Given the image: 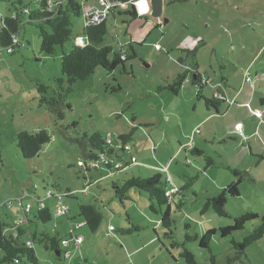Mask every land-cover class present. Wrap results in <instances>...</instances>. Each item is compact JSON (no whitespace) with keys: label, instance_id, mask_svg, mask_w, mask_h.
<instances>
[{"label":"rangeland","instance_id":"1","mask_svg":"<svg viewBox=\"0 0 264 264\" xmlns=\"http://www.w3.org/2000/svg\"><path fill=\"white\" fill-rule=\"evenodd\" d=\"M43 1L0 0V18H11L21 6L37 11ZM46 1L54 9L78 6L73 37L64 47L52 56L43 54L38 22L27 17L18 35L20 46L14 51L0 46V218L18 224L26 220L23 207L30 205V232L59 235L70 258L59 261L55 252L37 244L42 264H188L186 251L197 264H264V236L244 254L234 246L264 223V115L261 119L254 113L256 108L264 113V73L256 77L258 65L253 64L264 34L251 37L257 24H264V8L258 11L264 0H166L161 1L160 19L142 10L148 0H129L108 17L106 41L100 46L112 47L110 60L124 57L125 51L129 60L112 73L99 68L64 93L57 83L64 78L63 54L85 40L84 8L98 6V0ZM248 71L252 83H246ZM196 72L209 83L195 86ZM182 74L190 82L174 95L168 87ZM39 85L49 88L46 96ZM239 92L238 105L220 102V115L207 103L217 94ZM59 94L63 101L54 110L44 97ZM236 123L244 126L237 133ZM40 130L48 132L51 142L37 157L25 159L18 133ZM131 132V151L126 152L118 138ZM95 133L113 140L115 153L105 157L109 168L87 157L97 152L84 136ZM194 148L204 154L198 156ZM208 160L213 161L210 168ZM234 171L241 173L239 196L229 197L227 216L220 217L206 205L237 181ZM156 175L163 184L170 178L168 189H177L169 204L160 205L137 188L124 189L133 178ZM58 195L65 196L62 205ZM87 204L96 206L104 220L96 232L86 224L75 230L83 238L75 250L69 231L85 223L79 208ZM41 207L51 211V222L36 220ZM62 207L68 208L67 216ZM168 207L172 223L165 227ZM248 214L258 219L221 236L220 229ZM135 228L138 232L125 233ZM211 230L216 235L202 248L201 239Z\"/></svg>","mask_w":264,"mask_h":264},{"label":"trees","instance_id":"2","mask_svg":"<svg viewBox=\"0 0 264 264\" xmlns=\"http://www.w3.org/2000/svg\"><path fill=\"white\" fill-rule=\"evenodd\" d=\"M122 1L128 2V0ZM48 2L49 1L44 0L41 3V9L34 12L24 6L20 8L16 7L13 16L3 21V27L0 29V46L12 51L20 46V40L17 46H14V39H19V32L27 17L28 22H38L40 28L41 52L43 54L52 56L56 53L58 47H64L73 37L72 18L74 15L76 16L78 6L77 4L71 3L65 8L60 7L56 12H50L48 10ZM131 14L134 17L138 16L134 7ZM107 33V20L101 24L86 26L83 32L85 36V45L77 43L69 53L63 54L62 73L64 78L57 80L58 86L63 93L65 91L70 92L75 83L86 81L101 67L111 73L121 65L124 67L125 63L129 60L126 51L123 53L124 57L121 58L117 55L110 60L109 57L113 53L112 47H100L105 43ZM192 53L194 54L195 51ZM134 58H136L135 54L133 55V59ZM187 79L188 77L185 74L180 75L176 83L169 86L168 89L171 90L174 95H179L183 85L187 83ZM199 79L193 81L195 86H198ZM65 85L68 87L65 88ZM38 87L39 93L46 96L49 88L44 85H39ZM63 97V94H59L58 98L50 100H46V97H44V101L47 102L52 109L56 110L57 105L63 101ZM213 100H208L207 103L217 112V106L221 105L222 103L220 102H225V100L216 98ZM59 116L63 118L60 112ZM132 135L133 132L127 136H120L118 138V140L122 142L121 149L123 151H125L124 147L128 144ZM84 138L89 142L92 149L97 152H92L87 156L91 161L100 163L103 160L102 158L114 155L115 151L113 144H109L107 142L108 138L105 139L100 133H95L91 136L85 135ZM51 139V136L45 130H40L38 132L21 131L17 135V146L25 159H33L41 153L46 144L51 142ZM193 153L198 156L204 154L202 151L195 148ZM106 161L108 162V160ZM103 166L109 168L108 164L103 163ZM211 166H213V161L208 160L207 168ZM94 169H96V167H94ZM234 175L238 178L237 181L225 188L217 197L210 198L206 205V209L210 207L214 208L220 217L227 216L225 206L229 197L239 196V186L242 183L241 173L234 171ZM130 188H137L149 193L152 199L157 200L160 205L169 204L170 199L166 196L167 182L165 181L164 184L162 183L161 175H156L150 179L133 178L129 180L124 187L125 190ZM79 209V215L85 220V224L92 232H96L104 220L103 214L92 204L81 205ZM170 212V207H168L163 215L162 223L165 227L171 226L172 221ZM28 214L29 213L24 214L26 220H21L18 224H11L7 220L0 218V253L3 255L0 264H42L36 253L37 244L42 245L47 251L60 253L57 255L59 261L66 260L63 256L65 251L61 249L59 235L44 231L30 232ZM35 218L38 222L47 224L52 221L53 214L49 209L41 207ZM255 219H258V216L255 214H248L235 219L233 226L220 229L221 236L225 238L236 231L243 230L248 222ZM138 230L139 228H135L125 233L138 232ZM215 235V230L209 231L201 239L200 246L202 248H208ZM263 236L264 223L253 235L246 238L242 243H234V246L239 253L244 254L248 246H251ZM28 238L33 241L35 245L34 248L27 245ZM184 257H186L188 264H197L191 252L186 251Z\"/></svg>","mask_w":264,"mask_h":264},{"label":"built area","instance_id":"3","mask_svg":"<svg viewBox=\"0 0 264 264\" xmlns=\"http://www.w3.org/2000/svg\"><path fill=\"white\" fill-rule=\"evenodd\" d=\"M97 3H98V6H95V7L86 6L85 5L84 15H85L86 23H87L86 26L101 24L104 21H106L108 19V17L110 16V14L113 13L114 11H116L118 9V7L122 5V0H98ZM48 5H49L48 10L50 12H56V11L59 10L60 7H62V4H60L59 8L54 9L53 4L50 3V2H48ZM0 22L3 23V20L1 18H0ZM18 43H19V39H17V38L14 39V46H17ZM80 44L85 45V41L84 40L81 41ZM189 82H190V80L187 79V83H189ZM246 83H252V76H251V74L249 72L246 75ZM214 97L216 99L225 100V97L222 96L221 94H217ZM254 113L258 117L263 118L264 113L262 111L255 110ZM107 142L109 144H113V140H112V138L110 136L108 137ZM191 146L194 147V144L191 145ZM124 149H125L126 152H130L131 151V147L128 144L125 145ZM102 159L103 160L101 162H103L105 164H108L107 161L105 160V158H102ZM134 160L135 159H133V161ZM166 182H167V185L170 184L171 179L168 178ZM176 193H177V189L176 188H169L168 189V187H167L166 196L170 200L172 199L173 195H175ZM66 195H70V194H66ZM48 196L53 197L52 192H49ZM63 197H65V196H63V195H58L57 196L60 205L63 204L62 203ZM23 208H24V214L30 213L31 210H32V207L30 205H27V206H25ZM62 208H63V210L61 212V213H63L62 215H66L67 216L68 212H69L68 208H65V207H62ZM84 225H85V223L79 224L77 227H73L69 231V235L72 238L75 250H77L80 247V245L82 244V242H83V238L81 236L75 235V230L79 229V228H82ZM27 245L29 247H31V248L35 247L33 241L30 238L27 239ZM63 245L65 247H68L69 246V241L68 240L64 241ZM63 256H64L65 259L70 258V252H64Z\"/></svg>","mask_w":264,"mask_h":264},{"label":"crops","instance_id":"4","mask_svg":"<svg viewBox=\"0 0 264 264\" xmlns=\"http://www.w3.org/2000/svg\"><path fill=\"white\" fill-rule=\"evenodd\" d=\"M149 1L150 0H148L147 2H146V4L143 2V7H142V10L143 11H147L148 13H151L152 12V9H151V7L149 6ZM166 0H164L163 2H165ZM88 2V1H87ZM124 3H129V0H128V2H124V1H122V4H124ZM142 3H140V5H141ZM134 5V4H133ZM149 6V7H148ZM121 6H119L118 8H120ZM134 8L136 9V11H137V14L139 15V11H138V9L136 8V6H134ZM263 6L262 5H260L259 7H258V11L261 9V12L263 11ZM260 12V11H259ZM163 17V15H161L160 17H158L159 19L160 18H162ZM264 26V24L263 25H260V24H257V27H256V29H253L252 30V34H251V37H254V36H256V35H259V36H262L263 34H264V30L262 29V27ZM263 37V36H262ZM264 38V37H263ZM264 50V44L260 47V49H259V52L257 53L258 55L255 57V61L253 62V64H254V66H256V65H258V67H257V70H256V77H258L259 75H260V73H264V61L262 62V60H261V55H262V51ZM249 72V71H248ZM247 72V73H248ZM247 73H246V75H247ZM250 73V72H249ZM251 74V73H250ZM195 75V74H194ZM246 75H245V80H246ZM252 76V75H251ZM200 78V76H199V73L198 72H196V79H199ZM198 83H200L201 85H203V84H205V85H207L208 83H209V80H207V81H205L204 79H202V78H200L199 79V82ZM226 83H229L228 81L226 82ZM246 87V86H245ZM251 88H252V86H251ZM241 92H239L237 95H234L233 97H231L230 95H226L225 93H220V94H222V96L224 95V97H225V102H223V104H226V103H229V106H231V103L233 102V100H235V102L236 103H232V104H234V105H238V100L242 97V93L240 94ZM252 97L254 96V94H252L251 95ZM214 97V96H213ZM246 97H248V96H246ZM215 98V97H214ZM227 98V99H226ZM263 98H264V96H263ZM253 98H251V99H249V101L251 102V103H253L254 102V100H252ZM230 100H231V103H230ZM213 101H215V100H213ZM250 102H248V104L250 103ZM250 103V104H251ZM262 105H264V99H262ZM219 108H220V105L219 106H217V115H220V111H219ZM255 110H260L259 108H256ZM261 111V110H260ZM261 119H263V118H261ZM240 127H242L243 129H244V126L243 125H240L239 123H236V125H235V132L237 133L238 131H236V130H238V129H240ZM32 211V210H31ZM30 224V223H29ZM29 229H30V226H29Z\"/></svg>","mask_w":264,"mask_h":264},{"label":"water","instance_id":"5","mask_svg":"<svg viewBox=\"0 0 264 264\" xmlns=\"http://www.w3.org/2000/svg\"><path fill=\"white\" fill-rule=\"evenodd\" d=\"M161 1H164V0H150L149 1V6L152 9L153 18H158L161 15H163L164 8H163ZM194 79H196V74L194 75ZM56 254L59 255L60 253H56Z\"/></svg>","mask_w":264,"mask_h":264}]
</instances>
